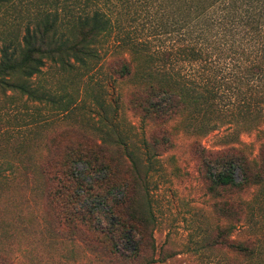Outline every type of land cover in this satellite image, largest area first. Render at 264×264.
I'll return each mask as SVG.
<instances>
[{"label":"trees","instance_id":"1","mask_svg":"<svg viewBox=\"0 0 264 264\" xmlns=\"http://www.w3.org/2000/svg\"><path fill=\"white\" fill-rule=\"evenodd\" d=\"M137 1L146 0H0V102L26 98L57 105L34 78L47 62L63 72L89 71L101 60L103 42L121 28L122 16H130ZM154 2L161 10L160 34L177 32L179 44L151 52L128 37L104 61L110 76L125 85L123 106L152 125L149 154L158 158L176 146L171 132L176 124L194 138L196 160L212 192H240L263 183L264 0ZM180 62L188 68L177 69ZM191 68L199 69V79H188ZM59 104L68 113L69 104ZM227 110L229 117L249 120L247 136L262 139L257 148L245 140L218 149L203 144ZM198 114L199 125L193 122ZM46 146L57 148L52 142ZM63 152L34 168L50 184L48 196L63 218L89 224L109 241L114 255L138 258L153 220L145 199L148 170L117 133H82ZM123 156L127 164L121 173ZM219 204L223 216L235 219L218 227L214 238H204L202 249L225 248L250 260L255 240L236 236L244 201Z\"/></svg>","mask_w":264,"mask_h":264},{"label":"rangeland","instance_id":"2","mask_svg":"<svg viewBox=\"0 0 264 264\" xmlns=\"http://www.w3.org/2000/svg\"><path fill=\"white\" fill-rule=\"evenodd\" d=\"M131 13L122 16L121 28L103 42L101 60L89 71L63 72L46 63L34 81L57 105L26 98L0 102V264H264V182L240 192L215 194L199 169L193 137L172 125L176 146L158 158L151 157L148 135L152 125L123 106L125 85L111 77L104 65L119 41L129 37L156 52L176 46L175 40L181 39L177 32L160 34L161 10L154 0L137 1ZM183 64L188 68L184 62L175 66L179 69ZM191 69L188 79H199V69ZM59 103L69 104L68 113L59 110ZM229 115L227 110L224 120L217 118L218 126L203 144L218 149L245 140L257 148L262 139L247 136L249 120ZM193 120L199 125V114ZM82 133L121 135L148 170L147 197L139 195L149 203L153 220L136 259L111 253L109 241L89 224L65 220L48 196L50 184L34 171L39 161L62 157L66 145ZM48 142L57 148L45 147ZM126 164L123 156L118 164L121 173ZM220 201H244V222L236 236L255 240L256 253L250 260L225 248L202 249L204 238H214L218 227L235 219L221 214Z\"/></svg>","mask_w":264,"mask_h":264}]
</instances>
